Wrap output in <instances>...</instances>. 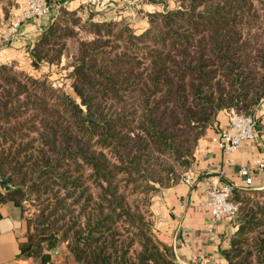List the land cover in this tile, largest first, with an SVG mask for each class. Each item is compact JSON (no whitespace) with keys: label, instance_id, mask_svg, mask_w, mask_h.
<instances>
[{"label":"trees","instance_id":"1","mask_svg":"<svg viewBox=\"0 0 264 264\" xmlns=\"http://www.w3.org/2000/svg\"><path fill=\"white\" fill-rule=\"evenodd\" d=\"M207 2L210 3V7L204 13L196 14L195 9L186 7L183 11L158 14L159 17L171 23L165 22V26L162 27L167 31L158 29L160 32L155 34L153 29L156 27L153 21L151 22L152 27L149 33L157 36V44H161L162 47L159 48L160 50H152L153 64L146 69V72L134 75L138 67L123 64L118 61L119 58L110 60L106 63L107 65L104 63V66L99 68L86 62L76 66V71H82L84 77L88 75L100 77L92 79L93 88L91 89L92 100H98L101 97L97 103L100 107H102L103 98L115 86L125 84L127 89L124 92L134 95L130 113L119 114L114 119L105 118L102 125H94L92 122L94 116L88 113L84 118L91 125L83 129L79 127L80 130L88 133L89 138L84 140L87 138L84 135L82 139L88 147H91V140L98 132L96 126L100 127L102 130L100 141L107 146L111 145L120 165L112 164V160L104 151L93 155L91 154V152L94 153L93 151L87 150L89 157H85L86 163L95 170L94 175L89 176L88 180L93 179V185L100 188V203L94 202V195L90 193V187L82 182V177L72 183V189H68L65 185L66 189L71 190L67 197H74L77 189H80L79 198L87 196L78 217L70 224L64 223L57 228L58 222L65 221L66 217L60 216L61 208H54L46 217L40 216L37 218V229L34 236L21 245V254L28 256L40 254L41 264H57L52 261L51 254L45 251L57 252L59 248L64 247L63 251L67 254L64 264H176L168 248L156 238L152 225L142 216L130 213L126 196L121 192L119 185L121 180H116L113 169H130L132 172L145 169L149 172L151 165L148 160L143 161V156L150 157L157 148L164 153H169L179 165L186 166L187 159L192 152L190 143L193 144L196 141L193 131L206 128L210 122L217 121L221 112L230 109L251 116L254 109L250 113L248 109L255 108L264 98V74L259 79L264 65L258 69L249 64L246 66L242 64L240 54L245 53L237 47L241 35L239 31H227L225 22L231 9H226V5L224 7L220 5L228 1L209 0ZM61 14H55L53 23L43 31L40 42L30 50V63L34 68H38L44 62L42 50L52 47L58 31H65L57 23ZM67 15L76 14L67 13ZM194 15L197 16V21L194 20ZM171 17H178L176 24H172ZM96 27L100 26L96 25ZM47 51L44 57L49 54L46 53ZM260 54L264 64V51ZM13 65L15 64H0V75L4 76V71ZM126 70L130 72V80L128 74L125 73ZM143 78H145L144 81H142ZM101 79L105 85L98 84ZM3 80L6 84L11 83L10 79L4 78ZM79 84L80 80L74 84V88L81 97L82 103L87 104L90 111L92 105L88 100L86 101L89 96H85L84 86H78ZM19 93H28V89L21 86ZM62 99L68 104V108L74 110L75 115H81L83 111L80 106L67 94L63 93ZM34 108L40 116L52 114L51 124L57 125L58 120L55 119L59 112L55 108L46 110V105L38 101ZM0 109V123L14 114V109L10 108L9 103H3ZM137 115H140L139 118L136 117ZM124 121L127 122L125 126L131 124L132 127L123 130L126 129L123 125ZM19 128L16 134L14 128H0V136L4 141L16 135L24 138L25 135L21 131L22 126ZM49 131L51 133L47 136L52 139L51 150L58 154L56 160L58 161L74 146L73 141L66 138L68 140L63 142L65 146L59 148L57 140L60 138L58 137L60 130L51 128ZM72 150L78 152L77 146ZM40 154L43 161L42 164H38L39 169L45 166L54 171L56 166H59V163H54L53 159L46 158L44 150H40ZM5 162L7 161H0V167ZM16 170H20V167ZM13 172L17 173L13 169L8 173L0 171V187L7 192V196L26 193L27 184L32 182L26 176L19 180L12 178ZM162 173L176 176L173 166L162 168ZM173 182L177 180L174 179ZM245 192L249 190L236 188L233 194V200L239 205V211L232 220L237 231L230 239L229 248L223 251L229 264H234L231 255L235 250L234 245L240 242L238 237L244 233L251 222H254L256 214L253 208L248 210L241 208L236 200L237 195ZM3 198L0 193V199ZM73 203L78 204L76 200ZM74 211L75 209H68L65 213L72 216ZM52 216L54 219H51ZM82 216L84 222H82ZM125 216H127L125 220L130 221L131 226L127 228L126 234H122L118 231L117 224ZM136 237H139L141 250L135 249L137 250L136 255L130 258L129 254L136 243L132 238ZM257 245L260 254L259 262L264 264V237L258 241Z\"/></svg>","mask_w":264,"mask_h":264},{"label":"rangeland","instance_id":"2","mask_svg":"<svg viewBox=\"0 0 264 264\" xmlns=\"http://www.w3.org/2000/svg\"><path fill=\"white\" fill-rule=\"evenodd\" d=\"M7 1L9 0H0V5L6 4ZM207 1L209 0H115L112 5H107L103 3V0H85V3L73 9L70 6H59L58 4L54 6L57 1L50 0L52 12L54 11L55 14L62 13L57 23L60 24L59 27L65 30L58 31L63 35H58V33L52 47H46L42 50L44 62L38 68H34L31 63L29 66L15 64L4 71V76L0 75V108L3 103H9L10 108L14 109L12 117L0 123V128H14L16 134L20 129L19 127L22 126L21 131L25 135L24 138H19L17 135L9 137L8 141H4L0 136V161H7L0 167V171L8 173L13 169L17 173L13 172L12 178L19 180L26 176L29 181H32L27 184L26 193L17 195L26 202L27 208L34 212L36 219L42 215L46 217L54 208L58 207L61 208L60 216L66 217L65 221L58 222L57 228L64 223L70 224L71 221H75L82 204L87 200V196L79 198L80 189L76 190L72 198L67 197V194L71 191L68 189H72V183L77 181L79 177H82V182L90 187V193L94 195V202L100 203V188L93 185V179L88 180L89 176L94 175L95 170L86 163L85 157H89L87 150L93 151L94 153L91 152L93 155H98L104 151L112 160V164L120 165L111 145L107 146L100 141L102 138L100 127L96 126L98 132L91 140V147L85 144L84 140H87L89 136L82 129L91 124L84 117L91 113L94 116L92 118L93 124L102 125L105 118L114 119L119 114L130 113L132 111L130 105L133 104L134 95L124 92L127 89L125 84L115 86L103 98L102 107H100L97 103L101 97L98 100L91 99L93 93L91 92L93 88L92 79L100 77H92V75L84 77L82 71H76V66L86 62L99 68L104 66V63L107 65L106 63L110 60L119 58L118 61L123 64L138 67L134 75L146 72V69L153 64L152 50L162 47L161 44H157L158 38L155 34L160 32L158 29L167 31L162 27L165 26V22H169L159 17L158 14L183 11L186 7L195 9L196 14L204 13L210 7V3ZM226 1H228L225 2L226 4H220L222 7L226 5V9H231L225 25L227 31H239L238 33L241 35L237 47L245 53L244 55L240 54L243 60L242 64L245 66L249 64L259 69L264 65L260 54L261 51H264V0ZM67 13H75L76 15H67ZM171 18L172 24H176L178 17ZM193 18L198 20L196 15ZM152 21L156 27L153 29L155 34L149 33ZM169 24L171 23L169 22ZM96 25L100 27H96ZM45 51L49 53L47 57L43 56ZM89 55L94 57L91 58ZM125 73L128 74L130 80L129 70H126ZM260 74L259 79L263 76L264 69ZM4 78L10 79L11 83L6 84ZM77 79L80 80L78 86H84L85 96H89L86 101L88 100L92 105L89 111L87 104L82 103L81 97L80 103L74 101L83 111L79 116L75 115L74 110L68 108V104L62 99V94H66V88L74 87V84L78 83ZM100 82H98L99 85H105L103 79ZM21 86H25L28 93H19ZM96 88L100 89L99 87ZM116 92L119 93L118 96ZM37 101L46 105V110L55 108L59 112L56 114L57 119L55 120H58L56 126L51 124L53 121L51 119L52 114L40 116L39 112L35 110ZM262 103H264V98L259 104ZM103 108L105 109L102 111ZM255 108L248 109L249 113ZM139 116L136 117L139 118ZM126 123L124 121L123 125L125 126ZM214 124L213 121L206 128H198L193 131V137L196 135V141L193 144L190 143L192 152L187 159L186 166L179 165L169 153H164L157 148L150 157L143 156V161L148 160L149 165H151L149 172L145 169L140 172H132L130 169H113L116 180H121L119 185L122 189L121 192L126 196L130 213L142 216L153 227L152 205L154 198L163 189L181 183L182 177L192 169L198 150L201 144L207 141ZM79 127L82 129L80 130ZM125 127L126 129L123 130L129 129L132 125ZM51 128L52 130L56 128L60 130L58 133L60 138L57 140L59 148L65 146L63 142L72 139L73 147L77 146L78 152L73 151V147H71L67 154L65 152L63 157L56 161L58 154L51 150L52 139L47 136L51 133L49 131ZM84 135L87 138L82 140ZM40 150L46 152L47 159H53L54 163H59L54 171L45 168V166L41 169L38 168V164H42L43 161ZM53 166L55 167V164ZM166 166H173L176 176L162 173V168ZM17 167H20V170H16ZM174 179L177 182L174 183ZM65 185L68 189L65 188ZM74 200L78 203L77 205H74ZM236 200L240 203L241 208H246V210L253 208L256 214L254 222H251L244 233L238 237L240 242L234 245L235 250L232 251L231 258L234 264H260L257 243L264 237V190L245 192L237 195ZM68 209H75L72 216L65 213ZM126 218L127 216L122 221L119 220L117 224V229L122 234H126L127 228L131 226L130 221L125 220ZM51 219H54L53 216ZM82 222H84L83 216ZM139 237L132 238L136 243L133 245V251L131 250L129 254L130 258H134L136 251L141 250L138 242ZM135 249L137 250L135 251Z\"/></svg>","mask_w":264,"mask_h":264},{"label":"crops","instance_id":"3","mask_svg":"<svg viewBox=\"0 0 264 264\" xmlns=\"http://www.w3.org/2000/svg\"><path fill=\"white\" fill-rule=\"evenodd\" d=\"M59 6L78 8L85 0H55ZM115 0H103L112 5ZM26 0H9L0 5V64L29 66L30 50L41 40L42 33L53 23V11L44 19H33L21 25L17 31L11 26L17 15L25 9ZM8 4V6H7ZM257 132L254 140L245 143L237 152L226 156L222 149L210 143V138L229 126L227 112H221L201 144L191 171L195 174L192 186L177 183L165 188L154 198L152 205L153 229L156 238L169 250L176 264H229L223 251L229 248L230 239L237 231L232 220L217 224L211 222L209 191L225 183L249 191L264 190V170L256 167L264 162V103L259 104L252 115ZM249 166L253 184L245 187L240 170ZM4 197L0 199V264H41V255L21 254V245L34 236L37 219L18 195H8L0 187ZM64 247L50 253L52 261L64 264L67 254Z\"/></svg>","mask_w":264,"mask_h":264},{"label":"built area","instance_id":"4","mask_svg":"<svg viewBox=\"0 0 264 264\" xmlns=\"http://www.w3.org/2000/svg\"><path fill=\"white\" fill-rule=\"evenodd\" d=\"M52 12L50 0H26L25 9L22 10L13 22L11 29L17 31L21 25L33 19H44ZM229 119L228 129L219 132L210 138V143L219 146L226 156L237 152L245 143L256 137V120L254 117L240 114L235 109L226 111ZM256 167L264 170V162L257 161ZM240 175L245 178V187L253 184L251 168L245 166L240 170ZM181 183L192 186L195 183V174L190 170L181 179ZM237 187L231 183L214 186L209 191V207L211 222L217 224L225 220H233L238 211L239 205L233 200V194ZM200 264H209L208 261H201Z\"/></svg>","mask_w":264,"mask_h":264},{"label":"water","instance_id":"5","mask_svg":"<svg viewBox=\"0 0 264 264\" xmlns=\"http://www.w3.org/2000/svg\"><path fill=\"white\" fill-rule=\"evenodd\" d=\"M66 94L75 102L80 103V96L76 92L75 88L72 86H69L66 88Z\"/></svg>","mask_w":264,"mask_h":264}]
</instances>
